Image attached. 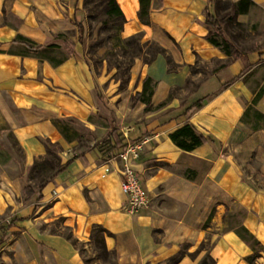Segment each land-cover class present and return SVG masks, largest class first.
<instances>
[{
  "label": "crops",
  "instance_id": "crops-1",
  "mask_svg": "<svg viewBox=\"0 0 264 264\" xmlns=\"http://www.w3.org/2000/svg\"><path fill=\"white\" fill-rule=\"evenodd\" d=\"M115 1L122 36L159 48L136 58L122 91L94 75L73 44L80 46L81 0H0V118L24 166L14 176L0 170V264H200L204 256L211 264H248L253 250L227 226V212L241 209L239 225L264 246V125L244 120L256 94L253 107L264 114L256 77L264 51L246 52L244 69V60L208 42L205 16L215 15L217 0H149L147 23L138 17L139 0ZM252 1L264 11V0ZM215 62L206 74L193 70ZM146 77L152 94L144 111L145 103L130 97ZM197 100L200 106L186 111ZM62 119L109 130L112 152L98 144L74 150L58 128ZM186 123L206 140L192 151L169 138ZM143 137L132 168L147 204L129 213L114 155ZM45 141L61 147L63 168L37 191L27 171L46 155ZM98 229L111 262H88L78 247L95 243ZM255 264H264V253Z\"/></svg>",
  "mask_w": 264,
  "mask_h": 264
},
{
  "label": "rangeland",
  "instance_id": "rangeland-1",
  "mask_svg": "<svg viewBox=\"0 0 264 264\" xmlns=\"http://www.w3.org/2000/svg\"><path fill=\"white\" fill-rule=\"evenodd\" d=\"M83 10L82 24L83 31L80 40V46L76 42L73 44L80 50L83 60L88 64L94 75L102 77L105 81L113 84L115 91H122L126 88L130 76V68L136 58L141 57L143 60L148 57L143 56L144 52H155L159 50L156 44L145 45L138 40V37H123L120 31V22H106L105 15L101 6H96L90 0H81ZM230 9V4L218 2L215 15L221 17L222 14ZM76 35L78 31L76 29ZM224 34L235 43L236 47L242 52H251L257 50L264 51V11L255 3L247 8L243 14H237L235 19L224 27ZM72 45L68 48L73 50ZM218 62L212 64L199 63L194 66L193 70H200L203 74L209 72L213 67H217ZM261 78L264 86V69L256 76ZM135 95V94H134ZM134 95H131L130 101H135ZM255 95L251 101L252 109L249 111L247 118L250 124L257 123L259 126L264 125V118L255 122L253 117V104L258 98ZM107 123L103 122L102 127ZM60 132L67 138V141L73 142V149H87L93 144H101L104 141L110 145L108 140L109 130H101V133L91 132L83 127L78 121L65 119L59 122ZM104 147V146H102ZM106 148V147H105ZM0 170L6 171L10 176L18 175L24 172L23 150L19 144L15 143V138L11 134L8 126L0 118ZM33 185V183H31ZM242 210L239 208L227 212V226L240 228V218ZM2 228V226L0 227ZM98 230H95V233ZM64 233L68 234L67 230ZM86 261L91 262L97 258L112 261V256L103 253L96 247V243L83 250ZM95 253V254H94ZM208 256H204L200 264H210Z\"/></svg>",
  "mask_w": 264,
  "mask_h": 264
},
{
  "label": "trees",
  "instance_id": "trees-1",
  "mask_svg": "<svg viewBox=\"0 0 264 264\" xmlns=\"http://www.w3.org/2000/svg\"><path fill=\"white\" fill-rule=\"evenodd\" d=\"M94 3L96 6H101L103 9L105 15L107 16L106 22H120V31L122 28V24L124 22L123 14L118 7L115 0H90ZM219 2V0H217ZM230 9L222 14L221 17H217L214 14L207 13L205 16V24L209 28V32L206 36L208 42H210L213 46L220 48L222 52H224L225 55L231 56L233 59L241 58L245 61L244 69L248 68L250 64L247 62L246 52L240 51L234 42L231 41L230 38L226 37L224 34V27L231 23L237 14H243L246 12L247 8L251 5H254L255 3L252 0H239L234 3H229ZM139 11H138V17L139 19L147 23L148 22V6H149V0H139ZM79 32V40H81L82 37V31H83V24L77 23L76 24ZM131 37H138V40H140L139 36H131ZM147 45V43H142ZM156 50L155 52H157ZM155 52H147L151 56ZM220 65L219 67H222ZM151 79L149 77H146L143 80V88L142 91L139 93H136L134 95V99L141 100L145 103L144 111L149 110L150 108V96L152 94V87H151ZM189 82L186 81V84ZM149 90V92H147ZM165 102H162L158 104L156 107H159L160 105H163ZM201 101L197 100L194 103H192L189 107L186 108V111L192 107H198L200 106ZM252 109L251 104H249L246 108V111L244 112V120L248 124H250L245 118H247V115L249 114V111ZM253 117L255 118V122H258V120L264 118V114L258 111L257 109H253ZM65 120V119H62ZM62 120H57L58 124ZM253 128H257L259 125L257 123L251 124ZM9 128V127H8ZM10 130V128H9ZM11 132V130H10ZM12 134V132H11ZM13 135V134H12ZM63 135V134H62ZM14 136V135H13ZM63 137L67 140V138L63 135ZM15 138V137H14ZM169 138L171 141L180 149L185 151H192L197 146L204 143L206 140L205 138L199 134L196 129L191 125L190 123H186L180 128L176 129L175 131L171 132L169 134ZM138 140V139H136ZM15 143L18 144V141L15 138ZM100 149L103 152L110 153L112 152V149L114 146L112 143L108 145L107 141H104L101 144H98ZM126 143L122 144L121 148L124 147ZM104 146V147H102ZM45 147H46V155L39 160L34 161V163L29 167L27 171V180L30 183H33L34 188L37 191H40L43 186L50 181L62 168L63 166L60 165V158L59 153L61 152V147L57 143H53L50 141H45ZM106 147V148H105ZM102 229H98V235L95 238L96 247L100 249L101 252L107 253L104 250L103 244H102ZM237 234L246 242L249 244L251 249L253 250V253L249 256H247V262L248 264H255L256 258L260 255V253H264V246H262L256 238L243 226H240L239 229H236ZM211 263L212 259L209 258ZM210 263V264H211Z\"/></svg>",
  "mask_w": 264,
  "mask_h": 264
},
{
  "label": "built area",
  "instance_id": "built-area-1",
  "mask_svg": "<svg viewBox=\"0 0 264 264\" xmlns=\"http://www.w3.org/2000/svg\"><path fill=\"white\" fill-rule=\"evenodd\" d=\"M148 141L143 137L136 141L127 142L114 157L121 161L120 167V187L126 197L125 209L129 213H135L147 204L146 192L143 189L139 178L132 168L133 161L137 158L138 152ZM3 221L0 219V227Z\"/></svg>",
  "mask_w": 264,
  "mask_h": 264
}]
</instances>
